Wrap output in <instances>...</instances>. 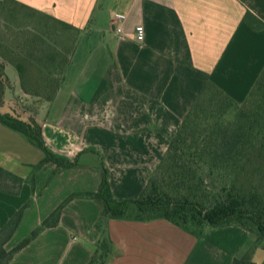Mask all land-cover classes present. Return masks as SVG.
Segmentation results:
<instances>
[{
  "label": "crops",
  "instance_id": "obj_1",
  "mask_svg": "<svg viewBox=\"0 0 264 264\" xmlns=\"http://www.w3.org/2000/svg\"><path fill=\"white\" fill-rule=\"evenodd\" d=\"M15 1L80 29L76 48L87 42L89 57H95L89 73L100 71L102 78L94 85L89 77L93 91L87 100L75 99L72 115L66 109L53 121L43 109L38 114L49 150L69 161L78 158L81 167L54 174L49 164L35 173L33 187L29 180L44 154L0 129V167L25 181L19 195L0 192V231L30 203L7 251L70 195L98 191L101 161L115 200L138 199L206 84L243 105L264 71V0ZM140 25L143 43L136 38ZM100 216L95 201L73 200L59 226L43 232L11 264H88L101 238ZM108 229L119 252L110 264H233L247 256L264 264V246L238 225L209 229L200 238L165 220H111Z\"/></svg>",
  "mask_w": 264,
  "mask_h": 264
},
{
  "label": "trees",
  "instance_id": "obj_2",
  "mask_svg": "<svg viewBox=\"0 0 264 264\" xmlns=\"http://www.w3.org/2000/svg\"><path fill=\"white\" fill-rule=\"evenodd\" d=\"M250 15L248 11L246 17ZM3 18L8 25L26 23L37 30L20 32L24 37L15 48L0 41V125L44 154L29 180L34 187L35 173L49 164L55 165L54 174L82 166L78 158L69 161L49 150L38 121L42 104L55 100L65 80L81 30L15 0H0V20ZM54 30L64 40L62 50L46 38L47 32ZM7 65L13 66L23 94L33 99L32 104L25 106L20 100L7 99L9 92L14 93ZM263 166L264 71L243 105L209 81L138 199L115 200L101 161L98 191L70 195L41 226L7 251L5 246L30 203L15 214L0 231V264H11L43 232L59 226L64 209L76 199L92 200L101 207L96 224L101 238L88 264H110L119 255L109 235L111 220H165L197 238L209 229L238 225L255 235L256 245L264 246ZM24 183L21 177L0 167V192L19 195ZM233 264L254 262L247 256Z\"/></svg>",
  "mask_w": 264,
  "mask_h": 264
},
{
  "label": "rangeland",
  "instance_id": "obj_3",
  "mask_svg": "<svg viewBox=\"0 0 264 264\" xmlns=\"http://www.w3.org/2000/svg\"><path fill=\"white\" fill-rule=\"evenodd\" d=\"M9 27H11V29ZM34 29H35L34 25L31 26L30 24H26V23L20 26L8 25L7 23H5L3 18V20L2 19L0 20V41L15 48L17 47L19 40L21 41L24 37V33L22 34L19 33L23 31L28 32L30 30L36 32L37 30L35 31ZM58 36H60V34H58L57 30H54L47 32L46 38L53 45L57 44L59 48L62 50L63 47L61 46V44H64V40H60ZM83 41L81 42L80 47L78 49L76 48V51H74L71 57L70 64L68 65V68L66 70L65 82L62 84V87L60 88L59 91L60 94L58 93L59 94L58 98L53 102L42 104L40 108L43 109L42 110L43 116L44 115L49 116L53 121L55 120L58 121L60 117L64 115L66 109L68 114L72 115L73 113H75V99L79 97L83 100H87V97H89L93 91V86L88 84V79L91 76L89 71L94 65L95 57L94 56H92V58L89 57V53H88L89 47L86 44L87 42H83ZM16 49L22 50L21 48H16ZM99 65L101 66L102 69L103 62H100ZM6 71L10 78V81L13 84L14 89L15 88L20 89V83L18 80L19 78L13 66L7 65ZM101 73L99 71V73H97L94 77L91 76L92 84L94 83L95 85L100 83V80L102 78ZM83 84H86V86H83ZM13 92L14 93H12V96H10L11 99H16L18 101L20 100V103L25 106L33 103V99L29 98V96L24 95L21 89L19 91H13ZM80 94H82L83 97ZM9 95H11L10 92L7 94V96L9 97ZM0 129L5 131H10L2 125H0ZM11 133L19 136L14 132ZM87 153H93V151L85 152L82 154L83 157V158L81 157L82 164H84L83 159H85V161L87 160V156L84 157V155H87ZM95 162L97 161L94 160L93 164H96ZM262 170L264 173V166L262 167Z\"/></svg>",
  "mask_w": 264,
  "mask_h": 264
},
{
  "label": "built area",
  "instance_id": "obj_4",
  "mask_svg": "<svg viewBox=\"0 0 264 264\" xmlns=\"http://www.w3.org/2000/svg\"><path fill=\"white\" fill-rule=\"evenodd\" d=\"M116 32L119 35L123 34V28L121 26L117 27ZM136 38L139 43H143L145 40V27L140 25L136 28Z\"/></svg>",
  "mask_w": 264,
  "mask_h": 264
}]
</instances>
